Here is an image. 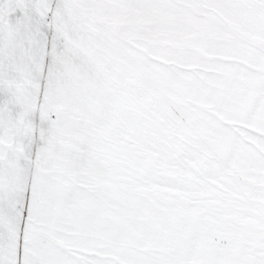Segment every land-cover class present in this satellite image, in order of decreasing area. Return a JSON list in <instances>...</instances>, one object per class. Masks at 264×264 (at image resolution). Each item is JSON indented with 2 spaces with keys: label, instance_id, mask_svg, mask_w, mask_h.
Listing matches in <instances>:
<instances>
[{
  "label": "snow or ice",
  "instance_id": "1",
  "mask_svg": "<svg viewBox=\"0 0 264 264\" xmlns=\"http://www.w3.org/2000/svg\"><path fill=\"white\" fill-rule=\"evenodd\" d=\"M0 264H264V0H0Z\"/></svg>",
  "mask_w": 264,
  "mask_h": 264
}]
</instances>
